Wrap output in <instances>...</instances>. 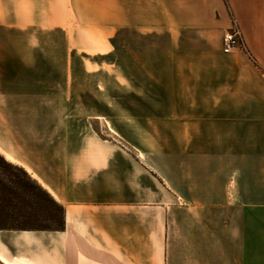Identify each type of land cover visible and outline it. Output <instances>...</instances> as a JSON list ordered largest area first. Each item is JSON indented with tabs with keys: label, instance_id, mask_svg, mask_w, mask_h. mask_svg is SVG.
<instances>
[{
	"label": "crops",
	"instance_id": "obj_1",
	"mask_svg": "<svg viewBox=\"0 0 264 264\" xmlns=\"http://www.w3.org/2000/svg\"><path fill=\"white\" fill-rule=\"evenodd\" d=\"M66 1L83 25L125 43L127 76L134 64L156 75L131 91L158 99L126 104L171 110L126 117L173 140L175 171L153 173L119 148H82L61 184L48 185L64 228L16 232L17 259L6 263L264 264V0ZM234 22L244 49L225 54Z\"/></svg>",
	"mask_w": 264,
	"mask_h": 264
},
{
	"label": "rangeland",
	"instance_id": "obj_2",
	"mask_svg": "<svg viewBox=\"0 0 264 264\" xmlns=\"http://www.w3.org/2000/svg\"><path fill=\"white\" fill-rule=\"evenodd\" d=\"M80 17L76 3L69 9L66 0H0V154L21 169L17 176L22 182L29 183L25 172L49 194L48 185L63 180L66 158L76 166L87 147L123 149L144 159L153 173L172 175L167 151L173 140L150 138L145 119L138 127L126 117L156 118L171 110L126 104L158 99L157 90L131 91L132 83L148 85L156 75L141 74L132 64L135 73L130 69L127 76L126 62L132 60L126 59L125 43L110 44L99 28L83 25ZM119 34L124 39V32ZM241 41L238 51L244 49ZM17 224L47 223L28 218ZM18 231L0 230V264H7L5 256L17 259L19 244L13 236Z\"/></svg>",
	"mask_w": 264,
	"mask_h": 264
},
{
	"label": "trees",
	"instance_id": "obj_3",
	"mask_svg": "<svg viewBox=\"0 0 264 264\" xmlns=\"http://www.w3.org/2000/svg\"><path fill=\"white\" fill-rule=\"evenodd\" d=\"M20 171V168L7 162L0 154V230L61 231L64 228L63 206L39 184L36 182L33 184L31 178L23 171L29 183L22 182L17 176V172ZM29 188L33 196L30 202L25 196L29 193ZM28 218L44 220L47 224L36 226L17 224Z\"/></svg>",
	"mask_w": 264,
	"mask_h": 264
},
{
	"label": "built area",
	"instance_id": "obj_4",
	"mask_svg": "<svg viewBox=\"0 0 264 264\" xmlns=\"http://www.w3.org/2000/svg\"><path fill=\"white\" fill-rule=\"evenodd\" d=\"M242 37L238 27L235 25L232 29L225 32L223 35V53L231 54L241 48Z\"/></svg>",
	"mask_w": 264,
	"mask_h": 264
}]
</instances>
